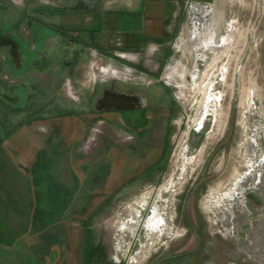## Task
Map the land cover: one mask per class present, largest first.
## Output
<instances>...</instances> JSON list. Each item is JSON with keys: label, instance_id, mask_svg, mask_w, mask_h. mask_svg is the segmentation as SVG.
<instances>
[{"label": "rangeland", "instance_id": "1", "mask_svg": "<svg viewBox=\"0 0 264 264\" xmlns=\"http://www.w3.org/2000/svg\"><path fill=\"white\" fill-rule=\"evenodd\" d=\"M41 1L0 0V264H264L249 250L254 228L264 250V0L212 1L220 53L183 24L148 91L168 120L139 144L89 102L113 72L128 77L124 62L82 63ZM206 79L217 114L199 108ZM234 182L224 219L211 202ZM155 205L169 235L145 227Z\"/></svg>", "mask_w": 264, "mask_h": 264}, {"label": "crops", "instance_id": "2", "mask_svg": "<svg viewBox=\"0 0 264 264\" xmlns=\"http://www.w3.org/2000/svg\"><path fill=\"white\" fill-rule=\"evenodd\" d=\"M212 1L42 0L41 2L45 7H51V11L60 13L59 24L61 29L67 32L69 42L74 45L75 51L82 57L90 55L88 62L82 63L89 64L90 60H95L98 56L112 58L124 62L125 66L122 69L124 74L133 76L131 68L136 66L149 71H154L161 65L163 67L169 60V47L179 37L183 24L185 23V28H188L192 17L200 16L196 9L217 10ZM232 2H237L239 8L240 0H232ZM101 71L107 72L104 69ZM111 77L117 82L126 78H118L114 72ZM103 83L105 82L98 85ZM93 98H90L89 102H92Z\"/></svg>", "mask_w": 264, "mask_h": 264}, {"label": "flooded vegetation", "instance_id": "3", "mask_svg": "<svg viewBox=\"0 0 264 264\" xmlns=\"http://www.w3.org/2000/svg\"><path fill=\"white\" fill-rule=\"evenodd\" d=\"M160 68L161 66L149 71L136 66L131 68V72L142 75V78L138 79L133 75L117 82L111 77L100 84L90 105L91 111L96 115V118L93 117L104 120L107 125L115 124L127 135L131 144L147 142L161 120H168L167 117H161V105L150 102L148 98V91L154 85H159L157 73ZM161 91L163 96H168L166 89ZM103 114L106 115L104 118L101 117ZM166 121L162 123L166 124ZM161 143H164V139H160L157 146L160 147Z\"/></svg>", "mask_w": 264, "mask_h": 264}, {"label": "bare ground", "instance_id": "4", "mask_svg": "<svg viewBox=\"0 0 264 264\" xmlns=\"http://www.w3.org/2000/svg\"><path fill=\"white\" fill-rule=\"evenodd\" d=\"M197 13L200 14V16L194 18L192 23L189 25L190 32L189 34V40L188 42L190 44H202L206 47L207 44L215 43V45L211 48V50L214 51V53H220L222 52L223 48H225V45L227 43L226 38H220V45L217 46L216 43V35L217 31L213 28L212 24H209L208 26H205V16L206 12L205 10H195ZM193 12V11H192ZM203 26V32H199V25ZM234 41V39H232ZM217 55V54H216ZM219 55L216 59H218ZM209 66V65H208ZM207 66V67H208ZM200 79L201 77L198 76ZM197 78L193 77V89L196 94L200 92V88L197 87L196 83L199 80ZM196 79V80H195ZM210 81L209 79H206L205 83L202 85L205 86L203 89H205V92H202L201 96L202 99L199 102V108L202 111H205L207 107H210L212 110L211 112L214 114L218 113V106L217 103L220 100V97L216 96L215 94H212V89L209 85ZM204 91V90H203ZM251 93V92H250ZM250 98L249 96L247 97ZM248 101V100H247ZM252 103L248 105L246 102L244 103V110H251ZM217 122V119L215 120ZM243 186V183L234 182L233 184H230L222 193L217 195L211 202V208L214 210L215 213L220 214L224 217V219H228L229 217V211H231V208H237L238 204L240 203L239 196L241 195V188ZM168 208L165 207L163 209H160L158 206H154L152 210V216L145 222V227L148 229L149 232L154 235L155 237H159L161 234H170V227H169V217H168ZM263 225L259 224V227L263 226L264 229V217L262 219ZM124 226H122V229ZM251 233L253 234V237L251 239L249 250L250 253L256 257V255L259 256L260 261L264 262V250L263 245L261 243V237L257 236V229H252ZM150 237V236H148ZM264 238V237H263ZM150 240V239H148ZM153 242V241H152ZM150 245H145L142 247V249H148L150 248ZM142 254H139L137 257H134L133 261L142 260Z\"/></svg>", "mask_w": 264, "mask_h": 264}]
</instances>
